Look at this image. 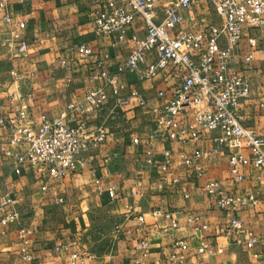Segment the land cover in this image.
<instances>
[{
	"label": "crops",
	"instance_id": "0c3cea01",
	"mask_svg": "<svg viewBox=\"0 0 264 264\" xmlns=\"http://www.w3.org/2000/svg\"><path fill=\"white\" fill-rule=\"evenodd\" d=\"M204 10L199 5L191 14L192 22L183 28L200 32L197 19ZM7 11L14 24L8 27L2 21L5 10H0V115L7 116L17 110L10 105L9 94L31 97L29 117L37 122L42 115L59 118L68 105L83 101L87 92L101 85L93 79L101 69L115 71L129 55L126 43L117 37H98L94 31L95 6L90 0H28L24 3L8 0ZM27 16V29L20 36L29 45L28 56L13 57L8 46L10 31L17 28ZM80 46L92 49L87 60L77 52ZM243 54L249 48L242 44ZM256 58L262 59L259 53ZM100 62L103 65L100 66ZM238 64V60L233 61ZM252 79L250 97L239 108L242 122L259 134L264 133V63L256 61L251 66L241 65ZM240 67V66H239ZM22 76L13 83L12 71ZM131 87L139 88L147 97L145 108L116 109L109 103L104 108L86 115L70 113L67 123L75 126L85 122L92 130L105 124L109 130L106 142L85 154V165L76 171H68L61 180L49 177L25 165L20 175L14 172V160L0 155V199L6 193L18 202L21 219L17 225H0V264H68V254H56L51 250L59 244L70 245V251L80 250L83 235L90 230L89 217L107 211L111 225L110 237L114 241L111 252L98 258L93 264H172L171 256L178 254L181 264H264V247L248 250L238 244L244 235L218 232L231 216L229 211L218 208L216 200L204 191V182L194 177L192 169L182 162V156L192 157L196 150L206 157L201 163L207 179L222 183L229 195L264 196V176L259 180L251 167L240 170L247 174L245 180L236 183L230 173L229 150L216 145L210 133L200 141L186 145L171 142L159 129L157 117L160 108L170 100L182 81L169 67L153 79L141 81L139 74L124 77ZM163 92L164 97L158 93ZM191 111L181 114L189 118ZM180 117V118H181ZM140 138V145L133 143ZM10 132L0 128V146L8 145ZM151 150L153 155L147 154ZM172 153L169 179L178 178V185L163 182L161 167L164 153ZM245 155L249 152L244 150ZM98 182V184H97ZM162 184V187L160 185ZM46 187V191L41 190ZM115 188L116 198L110 200L108 190ZM185 193L190 197L185 198ZM61 200V202H60ZM154 209L173 212L180 229L168 236L163 223L150 215ZM247 229L257 234L264 232V204L249 205L238 214ZM144 216L146 224L139 227L138 217ZM191 216L199 217L209 226L202 233L194 232ZM139 227L140 232L136 231ZM23 231V232H22ZM185 239L190 251L181 253L175 246V238ZM145 237L151 242L148 257L140 259L134 251L136 241ZM201 242L222 249V254H199L195 250ZM30 250L33 261L21 258V248Z\"/></svg>",
	"mask_w": 264,
	"mask_h": 264
},
{
	"label": "built area",
	"instance_id": "2783aa9c",
	"mask_svg": "<svg viewBox=\"0 0 264 264\" xmlns=\"http://www.w3.org/2000/svg\"><path fill=\"white\" fill-rule=\"evenodd\" d=\"M24 3L28 0H14ZM95 6L93 19L94 31L98 37H117L126 43L129 50L127 60L115 71L101 69L93 79L100 86L87 92L82 102L68 105L59 118L50 119L42 115L37 122L29 117L31 97H17L9 94L10 105L17 110L4 116L0 115V128L10 132L8 145L0 146V155L14 160V172L20 175L25 165L39 172L47 171L50 178L61 180L68 171H76L85 165V154L106 142L109 130L105 124L88 130L85 122L75 126L67 123L70 113L86 115L104 108L111 103L116 109L145 108L148 105L146 95L131 87L124 77L137 73L141 81L153 79L169 67L181 77V85L173 97L161 108L157 117L159 129H162L171 142L186 145L191 141H200L205 134L212 135L216 145L234 150L230 152V173L236 183L248 176L241 172L242 167H251L260 180L264 176V133L247 127L241 120L239 108L252 92V79L241 65L251 66L256 61L264 63V0H90ZM204 5L197 19L196 27L200 32L183 28L194 9ZM8 0H0V10H5L2 21L8 27L14 24L13 16L7 11ZM28 18L25 15L17 28L10 31L8 46L15 58L28 56L29 45L21 38L20 31L27 29ZM249 50L243 54L242 44ZM77 52L87 60L93 54L91 48L80 46ZM259 53L262 59L256 58ZM238 60V64L233 61ZM103 62H100V66ZM240 66V67H239ZM13 83L20 82L22 76L11 72ZM164 97L163 92L158 93ZM191 111L189 118L181 114ZM181 117V118H180ZM133 143L140 145V138ZM247 150L248 155L243 152ZM147 154L152 156L151 150ZM165 162L161 170L163 182L178 185V178L169 179L172 153H164ZM206 155L196 150L192 157L182 156V162L191 167L194 177L204 182L205 193L216 200L222 211H229L228 223L218 229L223 235L236 233L238 244H245L248 250L264 247V232L257 234L247 229L239 217L242 209L249 205L264 204V196L229 195L221 182L207 179L201 161ZM98 184V182H97ZM162 187V184L160 185ZM46 187H42L43 192ZM110 200H115V188L108 190ZM190 194L185 193V198ZM61 202V200H60ZM154 221L163 223V232L172 236L180 229L176 215L168 210L154 209L150 213ZM21 219L18 202L6 193L0 199V225H17ZM189 223H195L194 232L202 233L209 226L199 217L191 216ZM139 227L146 224L144 216L138 217ZM136 231L139 233L140 229ZM23 232V231H22ZM175 246L181 252L191 250L190 244L183 238H175ZM70 245L59 244L51 250L56 254L69 253L68 264H93L98 258L86 251H70ZM151 242L140 237L134 251L137 263L149 256ZM199 254H222L207 242H201L195 248ZM21 258L32 262L30 250L22 247ZM172 264H181L180 256H171Z\"/></svg>",
	"mask_w": 264,
	"mask_h": 264
},
{
	"label": "rangeland",
	"instance_id": "374dc122",
	"mask_svg": "<svg viewBox=\"0 0 264 264\" xmlns=\"http://www.w3.org/2000/svg\"><path fill=\"white\" fill-rule=\"evenodd\" d=\"M109 214L107 211L97 214H92L89 217L90 230L87 231L81 240V251H86L95 255L97 258H102L106 253L111 252L114 246V241L111 239V225L107 220Z\"/></svg>",
	"mask_w": 264,
	"mask_h": 264
}]
</instances>
